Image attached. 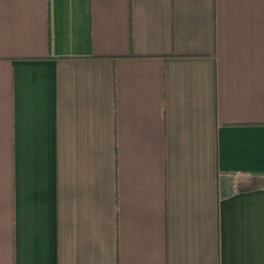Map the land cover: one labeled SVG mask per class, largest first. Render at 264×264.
<instances>
[{
  "label": "crops",
  "instance_id": "crops-1",
  "mask_svg": "<svg viewBox=\"0 0 264 264\" xmlns=\"http://www.w3.org/2000/svg\"><path fill=\"white\" fill-rule=\"evenodd\" d=\"M0 264H264V0H0Z\"/></svg>",
  "mask_w": 264,
  "mask_h": 264
}]
</instances>
